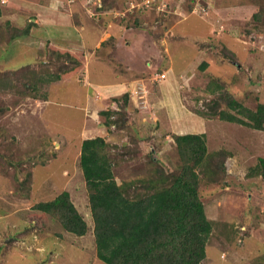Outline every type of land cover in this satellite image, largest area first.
Segmentation results:
<instances>
[{
	"label": "rangeland",
	"instance_id": "374dc122",
	"mask_svg": "<svg viewBox=\"0 0 264 264\" xmlns=\"http://www.w3.org/2000/svg\"><path fill=\"white\" fill-rule=\"evenodd\" d=\"M80 1L86 4L94 22L99 24L94 13L103 10L111 24L126 27V33L130 31L140 39L144 51L136 62L143 67L147 63L153 74L158 65L160 74L168 68L167 48L169 54L178 50L186 62L191 61L185 75L173 81L172 88L183 92V107L169 111L160 107L156 88L161 84L154 80L152 89H147L143 82L142 89L137 86L130 91L138 98H130L125 118L128 125L109 127L101 112L121 114L123 96L118 97L121 104L114 102L116 98L103 104L96 102L94 90L88 91V47L80 51L69 49L65 56L50 49L35 65H26L15 57V42L8 46L1 43V73L17 72L19 77L20 70L27 66L35 74L31 73L30 80L24 82L15 77L18 87L0 93V264H106L97 257L89 196L77 156L84 127L82 114L95 123V138L104 137L111 145L118 183L147 180L157 169L166 174L176 172L182 164L176 136L205 134L209 155L217 154L212 171H217L220 181L211 184L209 176L201 175V197L208 217L215 222L202 264H264V179L245 175L264 158V132L195 114L206 110V103L214 98L206 90L214 78H222L228 89L250 107L264 102V0H172L169 9H150L153 3L149 5L145 0ZM0 10L5 14L0 17V27H4L12 10L25 15L35 9L26 0H0ZM258 14L259 21L254 17ZM212 17L217 25L210 23ZM135 18L142 24L127 28L126 20L133 23ZM13 25L19 29L27 26ZM5 30L4 34L11 33ZM229 34L235 41L233 45H228ZM222 38L235 52V61H224L229 52L222 51ZM208 45L222 51L218 55L223 62L216 52L211 51L212 57L206 52ZM115 47L110 45L106 53L114 61L122 55L111 53ZM200 50L206 56L203 61L211 57L210 69L201 68V55L195 64ZM67 52L72 56H66ZM50 74L60 75L61 79L40 84L37 91L28 87L22 92L19 88ZM96 74L94 68L93 75ZM166 75L165 83L173 77L169 72ZM62 80L65 82L60 83ZM167 92L164 97L169 100ZM221 165L226 173L219 170ZM28 175L30 182L25 184ZM64 191L71 194L90 227L84 237L65 232L58 222L34 208Z\"/></svg>",
	"mask_w": 264,
	"mask_h": 264
},
{
	"label": "trees",
	"instance_id": "16d2710c",
	"mask_svg": "<svg viewBox=\"0 0 264 264\" xmlns=\"http://www.w3.org/2000/svg\"><path fill=\"white\" fill-rule=\"evenodd\" d=\"M141 12L145 10L141 9ZM1 15L0 10V17ZM254 17L259 21L261 15ZM126 22L127 28H130L141 25L143 21L135 18L133 23L127 20ZM32 26V23H28L26 28L19 29L7 22L4 27H0V44L6 42L9 45L17 39L29 36ZM4 28L6 33L9 31L11 33L4 34ZM219 44H224L222 51L229 52V54L225 53L224 61L237 59L235 52L230 50L223 40ZM212 47L208 45V49L213 54L216 52V56L223 62L222 57L218 55L222 51H215V47L213 49ZM51 51L58 52V56H65V52L55 49ZM69 54L67 52L66 56ZM210 67L212 66L208 59L201 63L203 70ZM24 68L27 66H23L20 70L19 77L17 72H0V93L18 87L15 84V77L18 80L23 78V82L30 80L32 72ZM60 79V75L54 74H50L47 78L36 77L30 86L23 85L19 88L22 92L28 87L37 91L40 84L49 85ZM221 79L214 78L215 81H209L206 90L214 98L206 103V110L196 111L195 114L204 118H219L264 132V102L258 101L255 107H250L245 99L244 101L239 99L241 96H236L229 90ZM121 101L124 103V111L121 114L113 111L101 112V116L106 117V125L109 127L119 124L128 125L125 118L129 109V94L123 95ZM114 102L121 104L119 98L114 99ZM115 115H117L116 119H114ZM175 145L182 163L176 172L166 174L163 170L157 169L156 173L151 174L147 180L118 183L114 174L117 162L113 157V149L105 138L96 137L82 142L79 164L89 196L97 257L102 262L202 264L206 260L207 246L213 235L215 222L207 215L199 189L201 175L209 176L211 184L219 183L220 177L217 171H212V163L217 154L209 155L205 134L176 136ZM219 170L226 173L224 165H221ZM245 175L247 178L264 179V158H260L256 167ZM30 178L31 176L28 175L25 184L30 182ZM22 186H24L23 182ZM34 208L58 222L65 232L75 236L84 237L90 230L68 191L62 192L51 201L38 203Z\"/></svg>",
	"mask_w": 264,
	"mask_h": 264
},
{
	"label": "crops",
	"instance_id": "0c3cea01",
	"mask_svg": "<svg viewBox=\"0 0 264 264\" xmlns=\"http://www.w3.org/2000/svg\"><path fill=\"white\" fill-rule=\"evenodd\" d=\"M26 1H29L35 10L25 15H21V13L15 10H12V14L6 13V15L11 14L7 18V21L11 22L12 25H18L23 28L28 23L33 24L29 36L14 41L17 45L15 57L23 61V64L35 65L47 56L46 53H49L50 48L66 52L70 51L69 49L80 51L88 47L90 52L88 51L89 55L86 57L88 71H86L85 76L88 77V91L92 89L97 94L98 99L96 102L101 101V103L105 104L109 99L118 98L125 94H129L130 98L136 100L138 97L133 95L135 92L131 94L130 91L137 86H140L142 89L141 85H143V82L147 83V89H152V82L156 80L161 84L159 88H156L157 91H159L157 98L160 101V107L166 108L168 111L169 108L176 110L183 107L181 106L184 100L183 92L180 91V89L179 91H177V89L175 91L172 87L174 86L173 81L176 77L185 75L184 73L187 72L188 68L187 64L191 62H186L184 60V54L181 56L178 50L175 53L169 54L167 48L166 52L169 58L167 62L169 66L164 70V74L166 75L169 72L173 77L169 82L165 83L164 80L168 78L167 75L165 79L158 78V75H161L158 72V70L162 71V69H160L161 66H156L154 68L155 74H153V71L148 70L151 67L147 68V63L146 66L144 65L143 67L142 63L136 62V57L141 56V53L144 51L141 40L132 36L130 31L126 33V27L121 28L111 24V19L105 17L106 14L101 12L103 10H98L94 13V17L96 16L99 21L98 24L92 20L93 17L89 14L86 4H83L80 0H73L70 3L68 0ZM211 1L214 0H209V2ZM3 15L5 14H2L1 17ZM209 21L210 23L215 22V25H217L213 17L209 19ZM209 27L212 28L211 25H209ZM213 30L214 29H211L212 32ZM110 31L113 37L111 35L108 36ZM225 35L226 34L223 35V38ZM231 36L232 34L227 35L228 45H233L235 42L233 38L231 39ZM223 38L222 40L224 41ZM6 45L8 46V44ZM110 45L116 46L111 53H117V55L122 54L119 58H116L115 61L114 58L106 54L109 52ZM92 46L95 48L91 49ZM205 49H207L206 52H209L212 57L213 54L211 50L208 48ZM203 52L204 51L200 50L196 54L194 58L195 64L200 58V55L201 58L199 59L200 61L198 60L199 62H203L204 57L206 58V56L202 54ZM211 57L208 58V60H210L212 65ZM163 60H165V58ZM94 68L97 70L96 75H93ZM145 68L147 69L145 70ZM147 79H151V82L147 81ZM64 82L65 80L60 81V83ZM72 84L76 85L75 81H72ZM165 90L168 91L169 100L164 97ZM65 93H67V91ZM161 93L163 95H161ZM82 116L84 127L78 139V160L81 155L82 142L86 139L95 138V135H97L96 132H98L95 128V123L92 122L86 114H82Z\"/></svg>",
	"mask_w": 264,
	"mask_h": 264
},
{
	"label": "built area",
	"instance_id": "2783aa9c",
	"mask_svg": "<svg viewBox=\"0 0 264 264\" xmlns=\"http://www.w3.org/2000/svg\"><path fill=\"white\" fill-rule=\"evenodd\" d=\"M145 1L147 3H149V5L151 3H153V5L149 6L150 9H151V7L153 8V7H158V6H160V7L162 6L163 8L169 9V7L171 8L170 3L172 2V0H145ZM143 8H146V7H143ZM202 11L205 12L206 9L203 8ZM166 12H167V10H166ZM165 77H166L165 74L158 75L159 79H165Z\"/></svg>",
	"mask_w": 264,
	"mask_h": 264
},
{
	"label": "clouds",
	"instance_id": "9594fccd",
	"mask_svg": "<svg viewBox=\"0 0 264 264\" xmlns=\"http://www.w3.org/2000/svg\"><path fill=\"white\" fill-rule=\"evenodd\" d=\"M164 74V73H163Z\"/></svg>",
	"mask_w": 264,
	"mask_h": 264
}]
</instances>
